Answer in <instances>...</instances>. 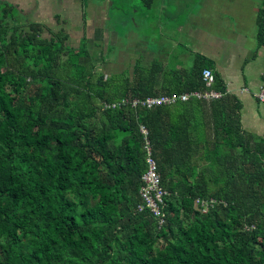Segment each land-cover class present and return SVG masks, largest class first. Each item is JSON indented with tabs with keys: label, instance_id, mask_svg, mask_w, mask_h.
I'll list each match as a JSON object with an SVG mask.
<instances>
[{
	"label": "trees",
	"instance_id": "16d2710c",
	"mask_svg": "<svg viewBox=\"0 0 264 264\" xmlns=\"http://www.w3.org/2000/svg\"><path fill=\"white\" fill-rule=\"evenodd\" d=\"M0 7V264H264V135L215 74L216 100L153 109L121 99L203 91L189 70L98 72L63 32L10 28ZM264 47V0L256 13ZM155 68V69H154ZM166 75L162 89H155ZM147 129L165 223L142 211ZM214 200L206 212L197 203Z\"/></svg>",
	"mask_w": 264,
	"mask_h": 264
},
{
	"label": "crops",
	"instance_id": "0c3cea01",
	"mask_svg": "<svg viewBox=\"0 0 264 264\" xmlns=\"http://www.w3.org/2000/svg\"><path fill=\"white\" fill-rule=\"evenodd\" d=\"M141 1L143 8L134 4L133 0H0V7L11 8L9 13L13 17L6 19L10 28L28 29L36 25L43 29L44 38L63 32L67 36V45L71 48L77 49L85 43L90 57L92 55L91 59L97 64V71L106 77L126 72L131 80L135 67L151 71L155 61L162 64L164 73L179 70L182 74L181 72L191 68L193 58L199 55L210 66L205 69L217 74L222 79L226 92L239 99L242 129L251 135L262 137L264 107L258 104L255 95L263 81L264 47H257L256 34L251 41L249 34L241 31L235 37L229 35L222 39L224 45H216L215 36L208 34V27L206 32L201 31V21L207 23L204 16L207 11L235 13L241 9L238 6H226L223 0H199L195 4V10L187 11L180 8L182 3L185 4L180 0ZM128 4L133 5L126 12L124 7ZM131 11L132 14L139 13L140 20L130 17ZM185 12L186 18L182 19ZM172 20L176 22L174 29L169 24ZM137 28L141 31H137ZM121 29L125 30L123 34ZM175 34L179 36V40L173 37ZM126 37H132L135 43L132 42L131 45L137 47L129 53L127 49L118 51L119 57L114 59L116 61L107 57L108 46L114 48L120 39ZM168 38H174L171 43L179 45L181 56L187 54L172 69L168 68L164 57L172 49L164 48L167 44L164 39L167 41ZM151 41H156L158 45L149 46ZM184 43H187L188 50H183ZM94 50L100 53L97 59ZM123 55H126L125 58ZM137 56L141 58L138 59ZM188 59L189 62H186ZM111 61L116 64L111 65ZM133 62H139V65H132ZM165 78L166 75L162 80L159 77L154 84L155 89H162Z\"/></svg>",
	"mask_w": 264,
	"mask_h": 264
},
{
	"label": "rangeland",
	"instance_id": "374dc122",
	"mask_svg": "<svg viewBox=\"0 0 264 264\" xmlns=\"http://www.w3.org/2000/svg\"><path fill=\"white\" fill-rule=\"evenodd\" d=\"M181 2H185V4L182 3L181 7L184 10H195L196 7V2L199 0H180ZM263 0H223L224 4L226 3V6L229 5L231 8L233 6H238L239 9H241L240 12H235V13H220V12H211L207 11L204 16L207 18V23H205L203 20L201 21V27L203 32L207 31L208 27V34L214 35L215 36V43L216 45H224L222 39H226L231 35V37H235L238 35L241 31H244L245 33H248L249 36L251 37V41L253 39V35L256 34L257 26L255 23V15L256 11H258L259 7L261 6ZM133 3L138 5L139 7L143 8L142 6V1L141 0H133ZM133 4H128L127 6L124 7L125 11L129 10ZM187 5V6H186ZM127 14V13H126ZM125 14V15H126ZM133 16L135 20H140L139 18V13L132 14V11L130 12V17ZM122 18V15H120ZM231 17V18H230ZM186 18V12L183 13L182 19ZM171 20V19H170ZM174 20L170 21L169 24H171V29H174L175 26ZM137 31H141L139 28L136 29ZM125 30L121 29V33L123 34ZM169 35V32H168ZM125 36V35H124ZM173 37H177L179 40L178 35H174ZM174 40V38H168L167 41L164 39V43L167 42V44L164 46V48L171 49V51L167 54H164L165 58L167 59V64L169 65V69L174 68V66L179 63V60L182 57H185L187 54H179V45H173L171 42ZM132 42H134L133 38H124L120 39L118 45L113 48L111 45L108 46L107 51L109 52L107 57H112V60L118 59L119 53L118 51L127 49L128 53L130 50H134L137 46L131 45ZM135 43V42H134ZM80 45V44H79ZM140 46V44H138ZM158 44L156 41H151L149 42V46L156 47ZM172 45V46H171ZM184 48L183 50H188L187 49V43H184ZM75 46V44L73 45ZM91 48H94V46H90ZM96 47V46H95ZM141 47V46H140ZM143 47V46H142ZM88 49V45H85V43H82L81 45V50L83 51L80 55L81 58H85V49ZM86 49V51H87ZM180 50H182V46L180 47ZM95 51V50H94ZM139 53V52H138ZM106 55V54H105ZM95 58L100 56V53L98 51H95L94 54ZM126 55H123L125 58ZM92 57V55H91ZM138 59L141 58V56H137ZM93 60V59H92ZM97 61V60H96ZM116 61V60H114ZM110 62V64H116L115 62ZM98 62V61H97ZM162 62V61H161ZM189 62V59L186 61ZM93 63L95 64L94 60ZM120 64V62H119ZM139 65V62H133L132 65ZM97 64H95L96 66ZM109 71H111L109 69ZM134 74V72H133ZM119 75L118 77L121 78H130L127 76L126 72L117 74ZM135 78V77H133ZM133 78L131 80H133ZM122 80V79H121Z\"/></svg>",
	"mask_w": 264,
	"mask_h": 264
},
{
	"label": "built area",
	"instance_id": "2783aa9c",
	"mask_svg": "<svg viewBox=\"0 0 264 264\" xmlns=\"http://www.w3.org/2000/svg\"><path fill=\"white\" fill-rule=\"evenodd\" d=\"M201 79L206 87L204 91H193L188 93H173L170 95H158L152 97H146L144 99H121L114 103H103V108H118L129 104L131 107H142L145 109H153L161 106L173 105L177 102H187L190 99H197L202 101H210L219 99L223 93L211 89L214 82V74L210 69H203L201 72ZM255 98L260 106L264 107V75L263 81ZM140 133L144 136L145 150H146V170L141 177L142 186L140 188V196L143 204H140L137 208L142 211L147 208L151 212L153 218H155L158 227H161L165 223L164 209V197L166 191L161 186V177L158 172L156 161L152 156V150L147 140V129L143 126L139 128ZM197 203L203 208V212H206L209 206L215 204L214 200H202Z\"/></svg>",
	"mask_w": 264,
	"mask_h": 264
}]
</instances>
